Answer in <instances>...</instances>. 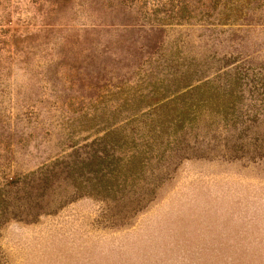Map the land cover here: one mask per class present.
<instances>
[{
  "label": "rangeland",
  "instance_id": "rangeland-1",
  "mask_svg": "<svg viewBox=\"0 0 264 264\" xmlns=\"http://www.w3.org/2000/svg\"><path fill=\"white\" fill-rule=\"evenodd\" d=\"M159 1L175 3L68 0L47 23L77 42L71 52L52 35L18 55L15 35L42 24L33 0H0V264H264V101L244 125L193 131L182 157L156 155L125 197L73 186L65 157L102 135L83 130L79 111L109 107L115 75L169 79L147 67L138 77L150 53L175 52L173 72L189 63L208 77L231 66L215 63L227 49L264 66V0H186L189 18L160 12L151 28L145 11ZM92 29L108 48L79 69L72 52L91 47Z\"/></svg>",
  "mask_w": 264,
  "mask_h": 264
},
{
  "label": "trees",
  "instance_id": "trees-1",
  "mask_svg": "<svg viewBox=\"0 0 264 264\" xmlns=\"http://www.w3.org/2000/svg\"><path fill=\"white\" fill-rule=\"evenodd\" d=\"M66 1L33 0L34 15L42 25L34 28L29 26L25 33L15 35L12 44L16 54H23L33 48L30 44L35 43V47L41 37L49 38L52 35L57 36L55 42L64 47L65 55L71 52L70 46L73 47V43L77 42H72L67 35L59 37L57 30H51L53 24L47 23L51 18L61 16L62 5ZM187 6L186 0H175L169 7L159 1L151 11H145L144 21L152 28V23L159 22L157 16L160 12L168 18L187 19ZM64 28L67 30L70 26ZM90 31L94 38L87 43L93 42L91 47L72 52L71 58L79 64V69L89 66L93 59L96 62L103 61L108 48L96 41L97 30ZM149 33L146 35L149 36ZM78 39L75 38V41ZM214 41L212 39V43ZM174 53L156 62L155 52H152L149 57L143 58V62L134 66V70L139 72L138 77L147 67L146 71L149 72L158 70L170 74L169 79H156L151 85L152 74L136 81L134 75L133 79L117 78L119 75H115L117 81L109 89L113 90L112 104L79 111L80 123L87 124L83 130H92L94 133L101 131L102 135L86 146L88 151H83L81 155L77 153L73 158L65 157L68 159L64 162L66 167L79 175L72 180L78 191L108 199L125 197L131 194L132 187L139 186L138 181H143L145 171L151 168L149 165L156 155L163 162H168L188 153L191 150L188 139L194 136L193 131L206 134L210 127H220L221 122L224 125L229 123L234 128L251 122V117L261 115L258 108L263 110L264 66L256 65L248 58L239 59L240 53L227 49L218 54L215 63L218 60L231 61V66L215 69L209 77L204 75L206 71H198L196 65L189 63L179 69L180 72H173L172 65L179 59L174 57ZM74 68L70 66L68 70ZM170 88L174 97L165 99L162 92L170 91ZM160 95L158 101L150 98ZM96 126L104 127L93 130Z\"/></svg>",
  "mask_w": 264,
  "mask_h": 264
}]
</instances>
